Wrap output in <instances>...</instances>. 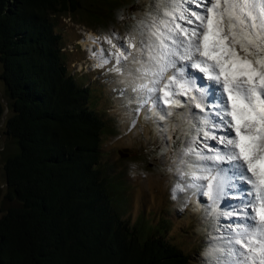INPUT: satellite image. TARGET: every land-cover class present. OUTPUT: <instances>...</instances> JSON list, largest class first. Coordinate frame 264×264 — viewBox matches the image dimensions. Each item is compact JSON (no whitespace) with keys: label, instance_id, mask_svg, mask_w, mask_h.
I'll return each mask as SVG.
<instances>
[{"label":"trees","instance_id":"trees-1","mask_svg":"<svg viewBox=\"0 0 264 264\" xmlns=\"http://www.w3.org/2000/svg\"><path fill=\"white\" fill-rule=\"evenodd\" d=\"M81 2L0 0L6 128L19 148L5 166L15 207L0 219V264H190L165 224L124 217L125 179L104 162L112 127L92 88L68 71L51 20Z\"/></svg>","mask_w":264,"mask_h":264},{"label":"snow or ice","instance_id":"snow-or-ice-1","mask_svg":"<svg viewBox=\"0 0 264 264\" xmlns=\"http://www.w3.org/2000/svg\"><path fill=\"white\" fill-rule=\"evenodd\" d=\"M101 39L107 55L103 47L92 55L126 77L120 95L130 90L137 115L166 121L187 106L188 131L164 140L165 150L179 142L173 192L207 198L219 233L202 264H264V3L154 0L125 42L89 37Z\"/></svg>","mask_w":264,"mask_h":264},{"label":"rangeland","instance_id":"rangeland-1","mask_svg":"<svg viewBox=\"0 0 264 264\" xmlns=\"http://www.w3.org/2000/svg\"><path fill=\"white\" fill-rule=\"evenodd\" d=\"M256 2L264 3V0ZM153 4L154 0H82L81 9L76 14L51 20L56 33L62 37V55L68 71L75 80H85L81 83L92 88L96 109L105 113V119L112 127L103 138L102 146L107 156L104 162L116 167L125 179L122 192V206L126 210L124 217L131 225L140 222H146L150 227L165 224L168 239L191 257L190 264H202L207 259L206 245H211V237L219 233L213 232L205 199L191 191L180 192L176 199L173 189L179 178L175 171L169 169L173 168L172 159L179 142L173 144L168 141V149L165 150L164 140L165 135L174 138L181 135L180 129L188 131L184 116L187 106L174 109L166 121H159L155 116L146 119L144 111L137 115L134 111L136 105L129 103V97L133 95L130 90L120 95L126 87L121 81L126 77L109 72L111 64L100 67V71H92L99 64V58H91L89 51L80 44L85 32L101 38L115 33L121 38L115 43L125 42L126 35L133 32L138 22L152 10ZM98 44L107 55L110 46L102 39ZM97 49L94 47L95 51ZM2 75L0 62V98L5 108L0 120V219L6 210L15 207L14 203L6 200L5 166L19 149L13 137L7 134L6 124L11 117V109ZM161 126L167 127L168 132L162 133ZM220 208L223 210L224 205Z\"/></svg>","mask_w":264,"mask_h":264},{"label":"bare ground","instance_id":"bare-ground-1","mask_svg":"<svg viewBox=\"0 0 264 264\" xmlns=\"http://www.w3.org/2000/svg\"><path fill=\"white\" fill-rule=\"evenodd\" d=\"M96 37V35H94L93 33H89V32H85L84 33V38H83V40L80 42V44L83 46V48L84 49H86V50H88L89 51V53H90V57L92 58V57H94L93 55H92V52L93 51H95L94 50V47H97L98 49L97 50H99L102 46L101 45H99L98 43H92L91 42V40H89V37ZM98 52V51H97ZM96 58V57H95ZM98 58V57H97ZM99 60V59H98ZM89 61V60H88ZM97 62V61H96ZM95 62V63H96ZM98 63V62H97ZM99 65V64H98ZM97 64L95 65V67H99ZM100 68V67H99ZM199 83H200V81H199ZM178 197H179V195H178ZM177 197V198H178ZM223 205V204H222Z\"/></svg>","mask_w":264,"mask_h":264},{"label":"water","instance_id":"water-1","mask_svg":"<svg viewBox=\"0 0 264 264\" xmlns=\"http://www.w3.org/2000/svg\"><path fill=\"white\" fill-rule=\"evenodd\" d=\"M3 102V101H2Z\"/></svg>","mask_w":264,"mask_h":264}]
</instances>
